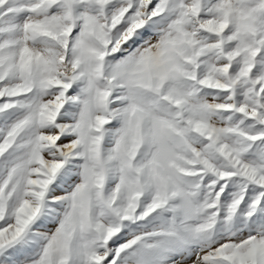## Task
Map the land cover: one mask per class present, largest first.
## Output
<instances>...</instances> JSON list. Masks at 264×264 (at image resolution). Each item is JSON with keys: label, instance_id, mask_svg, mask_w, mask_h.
Wrapping results in <instances>:
<instances>
[{"label": "snow or ice", "instance_id": "snow-or-ice-1", "mask_svg": "<svg viewBox=\"0 0 264 264\" xmlns=\"http://www.w3.org/2000/svg\"><path fill=\"white\" fill-rule=\"evenodd\" d=\"M0 264H264V0H0Z\"/></svg>", "mask_w": 264, "mask_h": 264}]
</instances>
